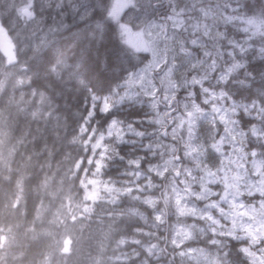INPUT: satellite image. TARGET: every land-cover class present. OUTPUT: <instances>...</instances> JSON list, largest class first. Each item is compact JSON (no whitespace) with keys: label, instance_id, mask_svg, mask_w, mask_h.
I'll list each match as a JSON object with an SVG mask.
<instances>
[{"label":"snow or ice","instance_id":"obj_1","mask_svg":"<svg viewBox=\"0 0 264 264\" xmlns=\"http://www.w3.org/2000/svg\"><path fill=\"white\" fill-rule=\"evenodd\" d=\"M9 78L54 128L83 96L115 264H264V0H0Z\"/></svg>","mask_w":264,"mask_h":264},{"label":"trees","instance_id":"obj_2","mask_svg":"<svg viewBox=\"0 0 264 264\" xmlns=\"http://www.w3.org/2000/svg\"><path fill=\"white\" fill-rule=\"evenodd\" d=\"M22 91L12 78L0 90V264H68L63 246L78 231L86 174L87 154L72 131L83 96L69 101L67 126L54 128L31 117ZM113 225L121 239L125 225Z\"/></svg>","mask_w":264,"mask_h":264},{"label":"rangeland","instance_id":"obj_3","mask_svg":"<svg viewBox=\"0 0 264 264\" xmlns=\"http://www.w3.org/2000/svg\"><path fill=\"white\" fill-rule=\"evenodd\" d=\"M88 158L87 154L82 170L86 174L84 195L75 223L78 231L74 239L65 241L63 250L71 254L68 264H115V257L120 255V237L114 238L113 220L119 218L120 208L110 202L112 197L105 193L101 177L93 175Z\"/></svg>","mask_w":264,"mask_h":264}]
</instances>
